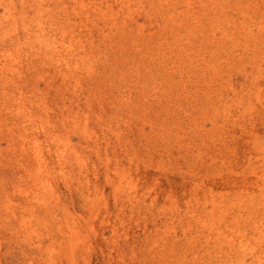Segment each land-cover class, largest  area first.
<instances>
[{
    "label": "bare ground",
    "instance_id": "6f19581e",
    "mask_svg": "<svg viewBox=\"0 0 264 264\" xmlns=\"http://www.w3.org/2000/svg\"><path fill=\"white\" fill-rule=\"evenodd\" d=\"M90 233L102 264H264V0H0V264Z\"/></svg>",
    "mask_w": 264,
    "mask_h": 264
},
{
    "label": "rangeland",
    "instance_id": "374dc122",
    "mask_svg": "<svg viewBox=\"0 0 264 264\" xmlns=\"http://www.w3.org/2000/svg\"><path fill=\"white\" fill-rule=\"evenodd\" d=\"M149 87H150V86H149ZM150 88L152 89V87H150ZM150 88H149V89H150ZM137 114H140V113H137ZM137 114L134 115L133 118H134V117L137 118V116H139V115H137ZM131 115H132V114H131ZM131 115H129V116H131ZM124 118H126V116H125ZM138 118H139V117H138ZM140 151H141V150H140ZM141 152H142V153H145L144 150H142ZM145 155H146V156H145L146 159H147V157L150 156V154H145ZM147 155H149V156H147ZM151 157H152V156H151ZM151 157H149V160H151V161L153 160V161H154L155 159H152ZM173 157H176V156H173ZM164 158H166V157H164ZM162 159H163V158H162ZM166 159L169 160L168 158H166ZM166 159H165V160H166ZM176 159H177V158H176ZM176 159H175V158L172 159L173 164H174V160H176ZM142 160H143V159H142ZM144 160H145V159H144ZM149 160H147V161L145 160V162L147 163V165L150 164V163L148 164V161H149ZM157 160H158V159L156 158V161H154V164H153V165H156V164H157V163H155V162H162V160H161V161H159V160L157 161ZM167 160H166V161H167ZM151 161H150V162H151ZM153 161H152V163H153ZM163 161H164V159H163ZM169 161H171V159H170ZM142 162H143V161H142ZM164 162H165V161H164ZM164 162H162V163H164ZM172 162H171V164H172ZM143 163H144V162H143ZM146 163H145V164H146ZM167 163H169V162H167ZM167 163L165 162V165H167ZM139 164H140V162H139ZM145 164H142V163H141V165H140V166H141V167H140V170L138 171L139 173H140L142 170H144L145 167H147V165H145ZM171 164L169 163V165L167 166V168L171 167V166H170ZM149 168L154 172L153 166L149 165ZM242 225H243V224H242ZM133 226H134V227H133ZM169 226H171V224L167 225V227H169ZM176 226H178V225H176ZM97 227H98V230H99L100 226L97 225ZM135 227H136V225L133 223V224L131 225V228L134 229ZM178 227H179V228H177L178 230L175 229V230L177 231V236H176L177 238L175 237V239H173V238H172L173 236L169 235L168 237H165V238H166V240H165V239H163L164 237H161V236H162V235L166 236V234H165V232H164V233L162 232V234H161V236H160V238H159L162 242H161L160 240H158L157 243H158V245L163 246V243H168V242H169V246H170V244H172V245L174 246L175 244H178V242H180V241H181V242H182V241H185V243L182 242L183 244H185V245L183 246L184 248H183V247L181 248V246L183 245V244L181 245V242L179 243V245H176V246H175V247H177L178 249H181V250H182V253H181V255H182L184 249H185L186 247L190 246V245L193 244V243L189 244L192 240H189V239H188L189 242H187V239H185L186 237L183 236V231H184V230H183V226H181L182 229H180V226H178ZM251 227H252V226H249V228H251ZM165 228H166V227H165ZM249 228H248V229H249ZM166 229H167V228H166ZM166 229H165V230H166ZM98 230H97V231H98ZM134 230H135V229H134ZM249 230H250V229H249ZM99 232H100V230H99ZM247 232H249V231H247ZM250 232H251V231H250ZM250 232H249V233H250ZM244 233H245V232H244ZM92 234H93V233H90L89 236H88L89 239H91L92 241L95 239L93 242L90 240L92 244L95 243V244H94L95 247L92 246V247H91V250L89 251V252H91L92 256H91L89 253H87L88 251H84V252H83V251L81 250L82 252L79 251L78 253H80V252H81V253H80V254H77V256H76V257L78 258V256L80 255L79 258H78V260H77V258H75L76 262L78 261L77 263L75 262L76 264H85V262H86L87 264H90V263H91V264H102L101 261L103 260L104 256L101 257V255L103 254V253H101V252H106V251H107V252L104 253L103 255H105V256L108 255V252H109L108 244H109V243L106 242V241H103L102 239H99V240H98L97 237H95V236H94V237L91 236ZM198 234L200 235V233H198ZM247 234H248V233H247ZM251 234H252V233H251ZM255 234L257 235L258 241H260V239H262V241H264V240H263V239H264V235H263V238H262V236L259 234V237H260V238H259L257 233H254V235H252L253 238H251L250 235H248V236L252 239V241H254V239L256 238V237H255V236H256ZM3 235H4V233H3ZM93 235H95V234H93ZM109 235H110V234H107V236H109ZM202 235H203V234H202ZM206 235H207V234H206ZM179 236H180V237H179ZM91 237H92L93 239H92ZM182 237H183L185 240H184ZM231 237H232V234H231ZM181 238H182L183 240H182ZM238 238H239V234H238V236H237L236 239H238ZM250 238H249V239H250ZM180 239H181V240H180ZM9 240H10L9 238H6V239L4 238L3 242H4L5 246L8 244ZM151 240H152V241H153V240H156V238L151 239ZM178 240H180V241H178ZM198 240H199V239H198ZM198 240H196L198 243L195 242V244H193L194 246L197 245V244H200L202 241H206V240H204V239L201 238V239L199 240V241H201V242L199 243ZM256 241H257V240H256ZM176 242H177V243H176ZM260 242H261V241H260ZM173 243H175V244H173ZM111 244H113V243H111ZM187 244H188V245H187ZM180 245H181V246H180ZM100 246H101V247H100ZM103 246H105V247L102 248ZM124 246H125V247H126V246L128 247V245H124ZM178 246H180V248H179ZM106 247H108V249H107ZM167 247H168V246H167ZM92 248H94V249H92ZM105 248H106V249H105ZM170 248H171V246H170ZM170 248L168 247V250H167V251H171ZM101 249H103V251H102ZM147 249H148V248H147V245H145V246H144V250H142V251H146ZM92 251H93V252L95 251V252H94V255H93V252H92ZM4 252H5V248H4ZM85 252H86V255L89 254V256H86V257H85V255H84ZM97 252H98V255H97ZM99 252H100V253H99ZM184 252H185V251H184ZM83 253H84V254H83ZM82 254H83V256H81ZM106 254H107V255H106ZM115 254L117 255L116 252H115ZM141 254H142V252H141ZM141 254H140V252H139V254L136 255V256H135V255L132 256V254H131V257H133L132 259H134V258H139V256H141ZM147 254H148V253H147ZM169 255H170V254H169ZM172 255H173V254H172ZM170 256H171V255H170ZM170 256H168V257L171 258V260H172V258H174V256H175V257H176V256L179 257L180 255H178V254L176 255V254H175V255H173V257H170ZM82 257L87 258V261H86V259H85V262H84V258H82ZM178 257H177V258H178ZM180 257H181V256H180ZM182 257H183V256H182ZM182 257H181V259H182ZM80 258L83 259L82 263H81V259H80ZM129 258H130V257L128 256L127 259H128V260H131V258H130V259H129ZM177 258H176V259H177ZM79 259H80V260H79ZM249 259H250V258H249ZM135 260H136V259H135ZM149 260H150V258H149ZM171 260H168V262L171 261ZM174 260H175V258L173 259L172 262H175V261H176V264H179V262L177 261V260L180 261L179 258H178L177 260H175V261H174ZM113 261H114V260H113ZM249 261H251V260H249ZM249 261H248V263H249ZM114 262H116V261H114ZM172 262H170V263L172 264ZM251 262H252V261H251ZM69 263H70V262H67V263H66V261L64 262V264H69Z\"/></svg>",
    "mask_w": 264,
    "mask_h": 264
}]
</instances>
